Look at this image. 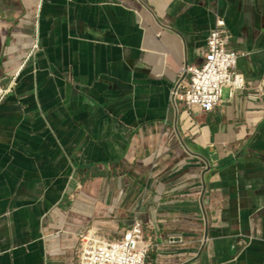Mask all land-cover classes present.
<instances>
[{"label":"crops","instance_id":"crops-1","mask_svg":"<svg viewBox=\"0 0 264 264\" xmlns=\"http://www.w3.org/2000/svg\"><path fill=\"white\" fill-rule=\"evenodd\" d=\"M219 18L246 87L204 113L171 93ZM0 86V264L137 219L147 264H264V0H0Z\"/></svg>","mask_w":264,"mask_h":264},{"label":"built area","instance_id":"built-area-1","mask_svg":"<svg viewBox=\"0 0 264 264\" xmlns=\"http://www.w3.org/2000/svg\"><path fill=\"white\" fill-rule=\"evenodd\" d=\"M228 41L227 23L219 18L207 39L203 65L181 70V81L171 93L175 102L209 113L222 104L225 89L232 95L245 89V79L237 72L241 55L227 48ZM7 93L8 89L0 86V102ZM150 248L145 227L137 219L120 239H111L99 228L88 229L79 238L75 257L79 264H147Z\"/></svg>","mask_w":264,"mask_h":264}]
</instances>
